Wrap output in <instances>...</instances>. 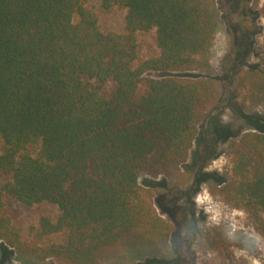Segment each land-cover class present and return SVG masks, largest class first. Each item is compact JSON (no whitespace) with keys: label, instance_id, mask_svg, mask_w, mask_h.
Returning a JSON list of instances; mask_svg holds the SVG:
<instances>
[{"label":"trees","instance_id":"1","mask_svg":"<svg viewBox=\"0 0 264 264\" xmlns=\"http://www.w3.org/2000/svg\"><path fill=\"white\" fill-rule=\"evenodd\" d=\"M213 1L99 0L102 11H125L123 30L116 32L100 27L88 0H0L5 245L62 264H97L128 243L167 245L170 223L138 178L187 160L199 123L226 88L207 79L145 74L209 67L217 27ZM150 31L155 53L139 57L138 34ZM259 50V66L241 86L264 107V27ZM212 125L210 138L229 135ZM227 149V180L211 176L222 182L216 194L264 234V127L242 133ZM8 199L25 207L49 203L58 215H40L23 229Z\"/></svg>","mask_w":264,"mask_h":264},{"label":"rangeland","instance_id":"2","mask_svg":"<svg viewBox=\"0 0 264 264\" xmlns=\"http://www.w3.org/2000/svg\"><path fill=\"white\" fill-rule=\"evenodd\" d=\"M217 10V27L211 46L210 65L175 72H148L149 77H179L207 79L221 91V101L198 125V134L187 160L169 168L157 176L142 175L139 183L152 194V203L159 214L171 226L169 241L165 246H149L128 243L105 254L97 264H264V234L257 231L247 215L240 209L225 204L216 194L219 186L211 176L227 180L231 161L227 143L236 140L242 133L264 127V107L246 98L244 91L248 72L258 67L259 47L262 41L264 19L259 16L263 0H214ZM99 0H88L87 5L98 16L103 30L121 32L125 11L113 8L108 12L98 8ZM242 10L245 14H243ZM155 33L138 34L139 57L155 53ZM238 59V60H234ZM236 63L234 67L233 64ZM238 73L229 78L230 73ZM236 71V70H235ZM230 79L233 82L226 81ZM243 81V82H242ZM236 94L235 97L232 96ZM213 124L225 128L222 138ZM212 126V130H209ZM219 132V130H218ZM227 132V133H226ZM207 133V134H205ZM222 134V132H219ZM212 136V135H211ZM212 143L215 146L211 148ZM1 144V143H0ZM214 160H220L219 169L206 170ZM207 174L205 177L202 175ZM206 178V179H205ZM206 188L211 204H197L194 197ZM14 220L28 229L40 215L55 218L58 208L49 203L25 207L14 200H7ZM219 212L212 220L213 212ZM231 233V235H229ZM239 236L245 237L246 245L240 246ZM0 264H62L54 259H38L16 253L0 240Z\"/></svg>","mask_w":264,"mask_h":264},{"label":"clouds","instance_id":"3","mask_svg":"<svg viewBox=\"0 0 264 264\" xmlns=\"http://www.w3.org/2000/svg\"><path fill=\"white\" fill-rule=\"evenodd\" d=\"M221 164L220 160H214L211 161L207 166H206V170H212L213 168H217L219 169ZM194 199L196 200L197 204H205L208 203L209 205L211 204V198L207 192L206 188H202V190L197 193V195L194 197ZM206 212H213L214 214L211 216L212 220H216L219 217V212L215 211L213 208L206 207L205 208ZM229 235H231V233H229Z\"/></svg>","mask_w":264,"mask_h":264},{"label":"flooded vegetation","instance_id":"4","mask_svg":"<svg viewBox=\"0 0 264 264\" xmlns=\"http://www.w3.org/2000/svg\"><path fill=\"white\" fill-rule=\"evenodd\" d=\"M238 3L240 4L241 3V0H238ZM242 12H243V14H245L243 10H242Z\"/></svg>","mask_w":264,"mask_h":264}]
</instances>
